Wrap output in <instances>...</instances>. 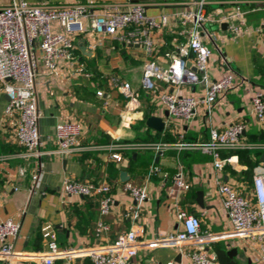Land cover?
<instances>
[{"label": "crops", "instance_id": "0c3cea01", "mask_svg": "<svg viewBox=\"0 0 264 264\" xmlns=\"http://www.w3.org/2000/svg\"><path fill=\"white\" fill-rule=\"evenodd\" d=\"M9 0H0V5ZM31 3L50 2L54 4L90 2L125 4L142 2L150 16L166 14L168 23L152 33L155 56L149 57L144 48L126 44L117 37L100 36L93 31L81 34L76 39V53L92 73L90 79L84 76L40 80L37 85L38 104L41 112L40 132L43 154L40 158L24 154V148L15 139V125L4 117L7 95L0 92V154L14 156L0 167V221L12 219L21 223L20 236L15 242L16 257L8 264H39L37 258L48 251V238L42 228L53 225L61 249L83 250L109 244L122 233L135 229L143 243L138 254L128 264H192L187 255L177 247L160 245L166 237L182 228L178 214L181 210L201 218L202 230L221 235L232 230L223 200L218 192L219 183H229L251 197L252 181L245 180L242 171L248 167L240 162L236 167L227 165L222 171L215 168L212 156L190 149L168 150L153 154L160 171L150 180L147 174H133L128 166L139 157L135 151H125V160L116 162L109 151L86 150L68 153L60 150L55 138L56 125L61 121H78L84 132L83 146L106 145L124 142H193L205 140L212 127H225L242 121L246 130L244 141L264 143V123L252 113L251 99L254 91H264V0H208V13H227L237 4L247 11V27L235 35L227 22H210L206 26L214 41L207 40L213 50L209 72L219 78L226 70L228 61L237 73L235 86L219 100L212 113L200 106L198 115L190 121H173L165 115L166 107L161 102L168 91L160 84L156 91L147 92L141 88L143 66L150 60L164 62L165 54L185 41L180 34L179 13L191 7L195 0H28ZM100 13L101 7H94ZM87 45L91 55H85L80 46ZM91 45L95 48L92 49ZM129 83L138 92L136 99H129L121 90V83ZM87 88L96 96L103 90V103L85 100L80 95ZM204 88L186 85L182 93L199 96ZM149 116L162 117L165 130L159 132L146 126ZM261 150V149H257ZM259 154V158L264 150ZM228 152H223L227 156ZM260 160V159H259ZM262 164L261 162L258 164ZM257 165V166H258ZM183 168V182L188 189L174 183V176ZM256 166V167H257ZM255 167V168H256ZM128 171L135 184L147 183L149 198L143 206L141 217L135 221L126 218L124 212L133 202L125 192L121 171ZM38 175L35 182L33 177ZM79 180L112 185L115 205L105 217L110 229L97 234V223L101 218L97 196L65 195V180ZM204 193L205 207L197 202L198 191ZM201 241V240H200ZM203 250L217 258L216 249L227 254L230 264H264L261 259V242L251 238H227L206 241ZM199 248L189 244L185 252ZM237 249L231 258L228 251ZM180 259V261H178ZM218 260V259H217ZM219 261V260H218ZM220 262V261H219ZM2 264V263H1ZM54 264H93L85 254L56 259ZM221 264V263H220Z\"/></svg>", "mask_w": 264, "mask_h": 264}, {"label": "built area", "instance_id": "2783aa9c", "mask_svg": "<svg viewBox=\"0 0 264 264\" xmlns=\"http://www.w3.org/2000/svg\"><path fill=\"white\" fill-rule=\"evenodd\" d=\"M209 4L208 0H195L191 7L180 12V34L185 37V41L166 52L163 63L153 59L143 66L141 88L152 92L160 84L166 85L168 91L162 95L161 102L175 122L194 119L200 106H205L208 113H212L219 100L236 84L237 73L228 61L226 70L219 78H213L210 74L208 66L213 50L207 40L214 41V38L206 24L227 22L231 31L240 35L247 27V11L241 4H237L227 13L220 11V14L212 15L207 11ZM96 6L103 8V11L95 12ZM167 23L166 14L150 16L142 2L94 5L90 2L36 4L28 0H9L0 5V92L9 96L4 107V117L15 125V139L24 148V154L36 158L43 154L37 94L39 81L53 80L60 76L69 79L92 77L76 53V39L79 35L93 31L100 36L117 37L126 44L143 47L149 57H154L156 49L152 33ZM91 48L95 46L91 45ZM186 85H199L204 91L199 96L182 93ZM119 88L129 99L138 96V92L132 90L129 83H121ZM97 94L102 97L104 92L99 90ZM251 108L257 120L264 123L263 90L254 91ZM245 130V123L238 121L223 128L212 127L208 138L193 142H124L83 146L82 124L78 121H61L56 125L55 138L62 151H109L116 162L125 160V151L150 150L160 154L171 149H190L212 156L215 168L222 171L227 165L236 167L238 164L237 154L223 156V152L264 150V143H250L242 139ZM13 156L0 154V167ZM182 168L180 166V171L174 176V183L188 189L189 185L183 182ZM159 171V167L153 164L147 180ZM33 179L36 182L38 175H34ZM62 188L65 195L69 196H97L101 215L97 223V234L100 236L110 229L105 217L112 212L116 201L110 183L67 179ZM123 189L133 199L124 216L137 221L149 198L148 185L127 181ZM250 191L251 197H248L229 183L221 182L218 185V192L232 223L231 231L221 235L204 232L198 215L181 210L178 217L182 221V228L170 233L160 245L177 247L183 255L190 257L192 264H220L215 256L203 250L205 238L206 241L251 238L262 243L260 254L264 262V163L255 168ZM42 231L48 238V251L37 258L39 264H54L56 259L76 254H85L93 264H128L144 243L139 240V232L130 229L120 233L109 244L83 250H66L59 247L53 225H45ZM20 232V222L12 219L0 221V264H8L16 257L15 242ZM189 244L199 245V248L185 252L183 247ZM169 264L184 263L172 261Z\"/></svg>", "mask_w": 264, "mask_h": 264}, {"label": "trees", "instance_id": "16d2710c", "mask_svg": "<svg viewBox=\"0 0 264 264\" xmlns=\"http://www.w3.org/2000/svg\"><path fill=\"white\" fill-rule=\"evenodd\" d=\"M83 99L93 100L97 103H103V98L96 96L87 88H83V91L80 95ZM150 150L143 151L139 153V157L136 160H132L128 166V169L133 174H148L151 166L155 163L153 154L149 152ZM261 150L257 149H248V150H240V151H230L227 155L237 154L239 156V160L242 164L247 165V169L242 171L245 180L251 182L254 176L255 167L260 163L259 154ZM158 166V165H157ZM217 259L220 261L221 264H230L228 261L227 254L224 250L217 248Z\"/></svg>", "mask_w": 264, "mask_h": 264}, {"label": "water", "instance_id": "95a60500", "mask_svg": "<svg viewBox=\"0 0 264 264\" xmlns=\"http://www.w3.org/2000/svg\"><path fill=\"white\" fill-rule=\"evenodd\" d=\"M223 28L228 27V23H224ZM80 50L85 54V55H91L92 52L88 51L87 49V45L85 43H82L80 46ZM7 98H9V96L7 95ZM166 116H169V111L167 110L165 112ZM146 126L148 128H152L154 130H157L159 132H163L165 130V126H166V122L162 117H157V116H149L146 119ZM260 162L264 163V153L261 155L260 157ZM120 178L122 182H127L130 180V175L128 173V171H121L120 173ZM197 202L201 207H205L204 204V193L203 191H198V197H197ZM237 253V249L236 248H232L228 251V255L233 258ZM178 261H180V259H178Z\"/></svg>", "mask_w": 264, "mask_h": 264}]
</instances>
